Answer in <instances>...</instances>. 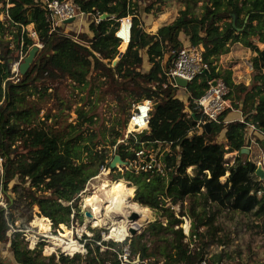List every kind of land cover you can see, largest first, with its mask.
<instances>
[{
    "label": "trees",
    "instance_id": "trees-1",
    "mask_svg": "<svg viewBox=\"0 0 264 264\" xmlns=\"http://www.w3.org/2000/svg\"><path fill=\"white\" fill-rule=\"evenodd\" d=\"M74 1L86 14L107 16L99 24L91 23L92 38L82 36L86 37L83 40L75 36L78 40H74L59 30L53 31L47 22L49 11L43 0H0V15L6 14L9 26L18 30V47L23 45L26 53L33 47V40L25 31L30 25H34L44 45L41 55L18 83L10 79L9 59L0 57V156L4 159L0 198L2 194L6 195L10 209L18 204L29 210L37 207L42 217L52 219L57 225L70 223L73 209L75 220H83L85 211L76 204L78 196L103 168L109 169L112 159L109 151L117 147L116 153L123 161L135 157L126 152L129 146L117 143L125 136L130 116L122 123L123 131L114 132V139L110 142L104 140V143L99 140L104 136L91 128L96 123V115L85 110L81 111L75 125L68 124L62 129L53 130L45 125V121L35 123L40 110L28 98L46 94V83L68 79L75 86L88 90L91 96L101 88L103 95L110 94L120 103L127 97L133 99V104L150 100L153 103L149 122L151 131L137 135V143L133 138L129 142L131 148L137 150L142 144L154 151L160 148V152L162 148H169L163 158L169 181L166 183L162 175L156 173H136L133 170H126L123 178L137 188L140 206L161 210L168 216L167 226L158 221L150 226L154 236L171 231L176 235L170 252L163 255L164 264H202V252L192 251L190 245L184 243L186 237L181 229L174 230L182 224V219L166 208L168 200L177 205L190 197L202 198L206 203L229 212L264 218V183L256 176L260 162H252L245 154H238L233 164L225 160L227 154L239 153L252 141L247 136L249 125L264 135V49L255 44V41L264 44V0H206L202 18L192 17L185 10L172 24L160 28L157 34L143 30L139 37L142 26L138 19L137 0ZM153 8L154 4L149 5L146 13H151ZM128 16L134 18L132 39L128 48L123 50V43L121 45L115 32L119 20ZM7 23L0 21V35L8 29ZM158 27L154 23L153 30ZM128 29L123 26L122 35L126 40ZM182 34L189 45L203 48V58L210 70L188 84L185 93L190 97V104L186 108L178 98L179 90L168 83L163 68L166 56L169 67L174 53L183 47ZM119 47L126 52L113 66ZM241 48L244 54L248 50L256 54L252 59L255 72L250 87L234 82L233 69L218 70L215 65L218 57ZM143 51L151 66L148 72L141 70ZM93 72L99 74L92 86L90 76ZM209 77L224 80L230 89L227 99L234 100L233 106L237 109L241 106L244 122H225L232 111L227 108L220 123L212 122L209 132L206 126L199 131L201 116L193 110L194 100L204 95ZM223 131L227 145L216 142ZM189 169L193 174L188 172ZM118 178L122 176L119 174ZM12 182H15L12 189L15 199L8 196ZM129 190L133 198L135 189L129 186ZM63 200L69 202L68 207L60 203ZM59 211H65L66 217L58 215ZM181 216L185 217V214ZM212 224V218L205 221L203 217H197L192 236L204 239L209 231L205 234L200 229ZM15 225L13 214L0 208V245L9 242L14 257V262L6 260L0 264H122L120 256L125 245L130 250V264L137 259L145 264L157 256L147 244L146 232L128 237L124 242L109 240L98 245L97 242L102 241V232L92 230L95 235L91 238L85 236L89 239L86 256H63L57 262L55 258L44 257L39 248L29 249ZM63 226L66 225L61 224L57 236L63 235ZM9 232L13 233L11 237ZM221 260L222 255L214 256V264H220Z\"/></svg>",
    "mask_w": 264,
    "mask_h": 264
},
{
    "label": "rangeland",
    "instance_id": "rangeland-1",
    "mask_svg": "<svg viewBox=\"0 0 264 264\" xmlns=\"http://www.w3.org/2000/svg\"><path fill=\"white\" fill-rule=\"evenodd\" d=\"M137 2L139 4L138 19L144 32L148 34H157L160 28L172 24L185 10H187L192 17L198 19L202 18L206 11V0H137ZM151 4H154L152 12L146 13L147 7ZM0 8H2V6H0ZM7 20L8 19L4 14L0 15V21L7 23ZM93 20L94 16H85L84 18H80L71 24L63 25L62 30L66 34L80 37L83 40H85L86 37H84V39L82 36H90V38H92L93 35L89 29ZM154 23H157L159 27L153 30ZM222 24L223 23H220V25ZM6 25L8 29L4 35H0V56H3L4 58L7 57L9 60H13V64L18 62L22 63L28 56L29 52L26 53L23 51V45L20 46V48L18 47V43L16 42L18 30L9 26L8 23ZM124 25L130 28L127 23ZM25 31L34 40V42L38 41V37H34L33 35V25L26 27ZM119 36L124 37L122 32L119 34ZM181 36V38L184 39L185 36L183 34ZM127 41L128 39L123 42V50L127 47ZM1 44L3 45V48L1 47ZM255 44L258 45L260 49H264V44H259L257 41H255ZM197 48L201 49L202 47ZM241 49L242 50H236L235 52H230L227 55L218 57L215 65L217 66L218 70L233 69L235 79L234 82L236 84H244L245 86L250 87L252 85V77L255 72L252 59L256 56V54L249 50L244 54L243 48ZM121 52L122 51L119 47V53ZM142 55L144 62L141 70L148 72L151 70V66L144 51ZM167 58L168 56H166V59ZM166 59L164 60L163 64H165ZM115 60H118V58ZM13 64H11V68H13ZM98 74L99 73L97 72H93L90 76L92 86L96 84L98 80ZM45 86L48 88L46 94L43 96L37 94L33 97H29L28 100L32 102L37 110H40L39 118L37 121H35V123H38L39 121H45V125L53 130L65 128L68 126V124L75 125L79 120L78 118L81 111L85 110L96 115V123L91 128L98 134H102L104 136L103 139L99 140H102L103 143L104 140L106 142H110L115 137L114 132L123 131L122 123L128 120V117L131 115L133 110L134 101L132 98L127 97L126 101L120 103L110 94L103 95V89L101 88H97L94 95L91 96L88 90L75 86L74 83L68 79L59 80L55 83L48 82L45 84ZM186 95L187 94L183 90L178 93V98L184 102L185 108L188 106V104H190V97L188 98ZM234 104L235 101L229 99L228 108H232L231 113L234 112L233 114H238V111L242 112L241 106L237 109L233 106ZM236 104L240 103L236 102ZM230 114L228 115L227 120L231 119L232 115ZM47 116L50 117L49 120L45 119ZM243 118L245 119L244 115ZM125 136L121 140H126L127 142L129 139H126L127 137L125 138ZM247 136L252 141L248 145L246 144V147L250 149V154L246 156L252 162H260L257 165H261L264 168V135H262L259 130H253L251 126H248ZM121 140H119L117 143H119ZM253 141L254 143H252ZM216 142L227 145L225 131L217 136ZM147 149L152 150L151 147ZM159 149L156 151H159ZM166 152H169V148L166 147L161 149V158L162 156L164 158ZM113 154L114 149L109 151V156H113ZM237 154L238 152L227 154L225 156V160L228 163L233 164L236 156H238ZM125 171L126 170L123 166L119 167L118 165L116 171H110L109 169L106 172L99 174L98 178L94 179L89 184L88 191L82 196H78L79 199L77 200L76 204L81 207L82 211H85L86 202L84 201L90 195H94L95 192L98 193L95 203L102 207H106L107 205L111 204L112 197L110 193L107 192H104L102 195V192L100 191L101 184H112L114 182L119 183L121 180L127 182L126 179L123 178ZM188 172L193 174L192 169H189ZM119 174L122 176V178H118ZM162 177L163 180L168 183L169 176L167 173L162 175ZM258 179L264 183V180L260 179L259 177ZM2 184L3 180L0 182V189L3 187ZM14 184L15 182H12L9 185L8 191V196H10L12 199L16 198L15 194L12 193ZM127 185L126 193L128 197L131 199L132 203L139 205L136 197L137 188L132 183H130V185L127 183ZM129 186L135 189L133 198L131 197ZM259 196L261 195L259 194ZM60 203L65 207L69 206V202L65 200L61 201ZM0 208H4L6 212L13 214V218L16 221L15 227L17 230H19V232L22 233V239L25 240L29 249L34 250L39 248V250H42V255L44 257H50L47 259L55 258L57 262L60 261V259L63 257L61 254V248L58 247L53 251L48 252L47 247L50 249L54 246L49 243L50 240H45L43 236L51 235V233L58 234V230L62 224L66 226L62 227L61 231L63 235L59 237L64 238L67 233H72L71 230L73 225L71 221H69L70 223L67 222L57 225L52 219L49 220L47 218L50 222L49 230L41 231L33 224L36 217H42L37 207H34L33 210H29L28 208H25V206L18 204L10 209L7 204L6 195L2 194L0 198ZM146 208L152 212L150 221L144 226L138 224L139 219L135 223H131L132 221L129 219V214H131L133 211H129L128 209L124 210V214L123 212L112 214L113 218L107 219V224L94 226L93 223L88 222L84 217L83 220L82 218H78L73 221V223L74 226L79 229L80 234H84L85 236H93L95 233L92 232V230H100L102 233L108 232V234H110L111 229L116 226L115 223L129 219L131 221L130 225L133 227H141L139 234L146 232L147 244L150 249L157 254L155 258L145 261V264H153L155 261L159 262V264H164L165 257L163 255L170 252L176 235L174 231H171L168 233L163 232L161 235L158 234V236H154L150 231L151 224L158 221L163 226H167L169 224L168 216L161 210L151 209L148 207ZM166 208L172 210L176 218L182 219V224L176 226L174 230L181 229L183 235L186 237L184 243L189 244L192 251L197 250L202 252L204 255V261L202 264H214V256L217 255H222L220 264H264V218H257L252 214L245 215L241 213L229 212L228 210L220 209L216 205L206 203L202 198L193 197L187 198L185 202H180L177 205L173 204L171 200H168ZM65 213V211H59L58 215H63L66 217ZM125 213L127 218L125 217ZM182 214H185V217H182ZM195 215L197 217H203L205 221H207L209 218L213 219L212 226H206L200 229V232H204L205 234L209 231L204 239H199L192 236L194 226L197 223V217H194ZM187 223L189 224V228L186 232L184 226ZM86 224L87 232H80L82 231L81 227L85 226ZM12 234V232H9L8 236L11 237ZM125 247H127V245H125ZM83 251L84 248L82 247L73 253L67 252V256L73 255L75 253L83 255L85 252ZM6 260L14 262V257L11 252L9 242H4L0 245V261Z\"/></svg>",
    "mask_w": 264,
    "mask_h": 264
},
{
    "label": "built area",
    "instance_id": "built-area-1",
    "mask_svg": "<svg viewBox=\"0 0 264 264\" xmlns=\"http://www.w3.org/2000/svg\"><path fill=\"white\" fill-rule=\"evenodd\" d=\"M43 4L49 11V14L47 15V22L50 24L52 30L53 31L59 30L64 35H67V36H71V35L63 32L62 30L63 25L71 24L75 22L76 20H79L80 18H84L85 16H90V14H86L85 12H83L81 7L74 0H64V1L43 0ZM5 16L7 17L6 14ZM102 20L103 19L100 16H94L93 21L99 24ZM118 23L119 25L116 27L115 36L116 38L120 40L121 44L126 41L125 37L119 36V34L123 30V26L125 23H127L130 26L129 28L130 33L127 36V39H128L127 45L129 46L131 39H132L134 18L133 16H128L126 18L120 19ZM33 35L34 37L35 36L38 37L37 33L35 32V28H34ZM72 37L74 40H78L77 37L75 36H72ZM33 43H34L33 47L36 46L38 48V52L36 54V58H37L41 55L44 49V45L41 43L39 37H38V41L34 42L33 40ZM22 63L21 62L15 63L13 64V68H11L12 78L10 79L14 81L15 83H18L20 81L21 74H20L19 69ZM163 68H164V74L167 78L168 83L172 87L177 88L179 92L181 90L186 92L187 89L180 86L177 83V79L185 80L189 84L193 80H195L197 77L201 76L203 73L210 72L209 65L204 61V58H203V49H199L191 45H183V47L180 50L174 53V57L171 61L170 66L167 67V62H165V64H163ZM207 83H208V88L205 91L204 95L201 98L194 100L193 110H196L198 114L201 116V119L198 124L199 131H203L204 127L208 123L210 124L212 122L220 123V118L222 114L228 108L229 100L227 98L230 93V89L228 88L224 80L222 78L209 77ZM152 110H153V103L150 100H144L142 102H139L133 105V110H132V113L129 117L128 124H127V131L125 133L126 135L125 138L127 137L126 139H129V140L127 142L126 140H121L118 143V145L124 144L125 146H129L126 152L128 154H133L135 156L132 160L124 161L127 163V166L123 165L125 170H133L136 173L152 172V173H156L159 175H164L166 173V163L164 162L163 156L161 158L160 151H154L153 149L149 150L144 144H142L141 149L137 150L135 148H131L130 142H129L130 138H133L137 143L138 142L137 135H139L138 132L141 130L142 132L140 134L150 133L149 130H147V127L149 126L150 113ZM249 126H251L253 130H256L255 126L253 125H249ZM116 148L117 147L114 148V154L110 162H112L114 157L118 155L116 153ZM3 162H4V159L1 158L0 156V182H2V179L4 176ZM107 170L109 169L103 168L101 170V173L106 172ZM97 178L98 176L93 178L91 181ZM91 181H89L85 190L80 194L81 196L88 191V186L91 183ZM259 194L262 195L261 192H259ZM90 208L91 206H85V209H86L85 213L91 212L93 214V210L92 208L91 209ZM84 218L87 221L90 219V218H87L85 214H84ZM73 221H75V210L74 209L71 215V223L73 225L72 235H71L72 238L71 239L68 238L67 240H65L64 244H68V242L72 240L75 241V243H77L79 246L84 247L85 252L83 255L76 253L74 256L80 255L81 257H84L88 254L86 244L89 241V239H87L84 234L79 233L78 231L79 229L74 226ZM51 235L54 237L56 234L51 233ZM51 235H47V236H51ZM108 235H106V233L103 232L102 241L97 242V244L101 245L102 242L104 241L113 240L111 238H108ZM47 236L44 235L43 238L45 240H50V238ZM87 237L91 238L92 236H87ZM113 241L119 242L116 240H113ZM121 242H124V241H121ZM61 254L64 257H74L72 255L67 256V252H64V248H61ZM129 257H130V250H129V247L127 246L124 248V253L120 256L121 263L130 264Z\"/></svg>",
    "mask_w": 264,
    "mask_h": 264
},
{
    "label": "bare ground",
    "instance_id": "bare-ground-1",
    "mask_svg": "<svg viewBox=\"0 0 264 264\" xmlns=\"http://www.w3.org/2000/svg\"><path fill=\"white\" fill-rule=\"evenodd\" d=\"M129 33H130V29H128V34ZM126 185H127V182L123 180L119 181V183L114 182L112 184H108V183L101 184L100 191L102 192V195L104 194V192H107V193H110L112 197L111 199L112 203L107 205L106 207H102L98 205L97 203H95L98 197L97 192H95L94 195H90L89 197H87L84 202H86V206H91L93 210L92 218H90L88 222L93 223L94 226H99L101 224H107V219L113 218L112 214H115V213L117 214L120 212H123L124 214L125 212L124 210L128 209L129 211L132 210L133 212H136L137 214H139L140 216L138 220L139 225L144 226L146 223H148L150 221L152 211L147 209L146 207L139 206L135 203H132L131 199L128 197L126 193ZM125 217H126V213H125ZM126 220L115 223L116 226L113 229H111V232L108 235V238H111L117 241H123L126 238L130 237L131 236L130 229L132 227V225L130 224L131 223L133 224V222H131L129 219L127 221ZM33 224L35 227L39 228L41 231L49 230V226H50V222L46 217H36ZM86 228H87V224L81 227L82 231L80 232H83V233L87 232ZM184 228L187 232L189 228V224L187 223L184 226ZM71 235L72 233H67V235L64 238L59 237V236L53 237L52 235L47 236L50 238L49 243H51L54 246L50 249L47 247V251L51 252L54 249L59 247V248H64L65 252L73 253L79 250V248L81 249L82 246H79L73 240L68 242V244H64L65 240H67L68 238L69 239L72 238ZM75 254H73L72 256H74Z\"/></svg>",
    "mask_w": 264,
    "mask_h": 264
},
{
    "label": "water",
    "instance_id": "water-1",
    "mask_svg": "<svg viewBox=\"0 0 264 264\" xmlns=\"http://www.w3.org/2000/svg\"><path fill=\"white\" fill-rule=\"evenodd\" d=\"M106 17L107 16H102L101 18L105 19ZM142 31H143V28L139 32L137 37H139V35L142 33ZM37 52H38V48L36 46L31 48L28 56L24 59V62L20 65L19 70H20L21 76H24L28 72V70L31 68L32 64L34 63V61L36 59ZM124 54H125V52H121L119 54V56H118L119 60H121V58L123 57ZM0 57L4 58L3 56H0ZM119 60H115L113 62V66H115ZM9 64H13V60H9ZM177 83L184 88H187V86H188V83L182 79H177ZM205 128H206L207 132H209V130L211 128V124L210 123L206 124ZM147 130L151 131L149 126L147 127ZM141 132H142V130L139 131L138 133L140 134ZM238 154H240V155L247 154L248 155V154H250V149L248 147H243ZM118 165L119 166H123V165L127 166V163L124 162L122 160L121 156H119V155L115 156L113 161L111 162V164L109 166L110 171L117 169ZM256 176H258L260 179L264 180V168H263V166H261V165L258 166V169L256 171ZM92 215L93 214L91 212L85 213V216L87 218H92ZM139 217H140L139 214H137L136 212H132L131 215H129V219L134 223L139 219ZM140 229H141V227H133L132 226L130 229V234H131L130 237H134V236L138 235L140 232ZM133 263L134 264H141L139 259L135 260Z\"/></svg>",
    "mask_w": 264,
    "mask_h": 264
},
{
    "label": "crops",
    "instance_id": "crops-1",
    "mask_svg": "<svg viewBox=\"0 0 264 264\" xmlns=\"http://www.w3.org/2000/svg\"><path fill=\"white\" fill-rule=\"evenodd\" d=\"M90 37V36H89ZM182 39V38H181ZM182 41V43H183V45H189V43H188V41L186 40V39H182L181 40ZM259 44H261V43H259ZM128 48V47H127ZM202 49V48H201ZM126 52V51H125ZM189 96V95H188ZM234 113V112H233ZM233 113H231L230 115H232L231 116V119H229V120H227L226 119V121L225 122H234V121H240V122H242V121H244L245 119L243 118V114H242V112H237L238 114H233ZM150 132V131H149Z\"/></svg>",
    "mask_w": 264,
    "mask_h": 264
}]
</instances>
